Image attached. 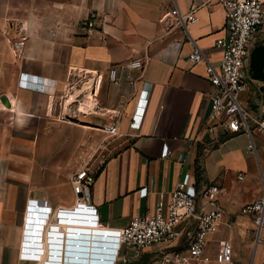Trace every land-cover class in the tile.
Wrapping results in <instances>:
<instances>
[{
	"label": "crops",
	"instance_id": "crops-1",
	"mask_svg": "<svg viewBox=\"0 0 264 264\" xmlns=\"http://www.w3.org/2000/svg\"><path fill=\"white\" fill-rule=\"evenodd\" d=\"M172 5L180 13L195 9L198 21L187 26L188 35L218 67L222 53L214 42L225 17L217 0H0V97L9 103L0 99V264H31L19 258V250L27 218L34 217L27 212L41 211L31 208L33 201L51 207L46 222H39L43 228H34L42 230L41 240L34 241L46 249L49 230L62 237L52 248L62 261L66 256V264L76 263L67 251L73 231L112 239L111 228L153 212L158 194L178 182L192 194L209 184L221 189L226 214L209 236L206 254L212 255L219 241L249 231L246 223L253 217L240 210L264 193V132L226 134L223 117L211 119L206 62L189 60L192 42L167 17ZM89 18L97 32L87 27ZM251 42L264 44V27ZM135 59L146 62L128 67ZM112 66L115 81L109 79ZM21 75L43 79L44 90L19 86ZM92 82L96 106L90 110L86 98ZM252 93L247 106L257 110L260 94ZM110 123L118 130L112 136L102 130ZM88 157L95 180L81 200L70 176ZM142 187L147 194L141 197ZM81 202L96 210V217L90 215L96 222L75 223L72 215L57 222L56 211L75 212ZM193 222L176 227L182 232L178 246L193 233ZM164 245L138 257L121 253L112 264H146ZM109 247H95L100 251L88 252L78 263L108 264ZM194 264L218 263L212 256Z\"/></svg>",
	"mask_w": 264,
	"mask_h": 264
},
{
	"label": "built area",
	"instance_id": "built-area-1",
	"mask_svg": "<svg viewBox=\"0 0 264 264\" xmlns=\"http://www.w3.org/2000/svg\"><path fill=\"white\" fill-rule=\"evenodd\" d=\"M212 1L206 0L207 3ZM217 1L224 7L225 17L223 33L214 42L215 48L222 53L218 67L212 66L207 61L202 50L188 35L187 26L198 21L195 9L187 13H180L177 6L172 5L167 17H170V25L182 28L192 42L193 47L188 55L189 60L192 62H206L207 78L213 89L211 93V119L216 120L222 116L220 123L226 134L245 132L252 136L253 132H264V81L259 85V87H263V90L260 91L258 87L260 104L257 110L251 109L247 105L243 106L239 95L248 88V82L245 79L247 76L250 78V53L254 47L251 41L253 35L264 27V0ZM167 17L164 16L161 20ZM86 24L91 32H97V28H93L92 18L87 19ZM24 30L21 29L19 32L21 38H25ZM145 62V59H135L128 63V67H143ZM244 71L247 73L246 76H244ZM116 76L117 69L112 66L109 69V79L115 81ZM250 80L253 81L251 78ZM42 82H44L43 79H38V77H32L31 80H28L27 76L21 75L18 84L21 87L43 91L45 85ZM94 90L95 84L92 82L86 98L87 108L90 110H93L96 106L93 96ZM102 130L109 136L118 132L115 123L104 125ZM248 148H254L253 141L248 144ZM167 153L168 149L165 146L162 154L166 155ZM89 163L90 157L81 158L77 168L70 176L72 190L78 196L81 194L79 196L81 200L89 196L91 186L95 180V171L90 168ZM220 191L218 185L209 184L203 186L197 193L192 194L186 191L183 183L178 182L170 192H160L153 212L132 217L123 228H111L114 231L111 236L114 238H107V243H109L111 249L108 264H112V260L121 253L130 252L133 257H138L147 248L155 247L156 251V248L162 243L165 245L157 250V255L146 264H194L200 261L205 255L209 236L218 228L226 214L225 208L219 202L218 195ZM146 194V187L139 189L141 197ZM42 202L43 204H39L37 201L30 202L33 203L31 204L32 209L41 211L27 212L29 215L32 213L34 217L27 218L30 223H26L19 258L29 261L31 264H66V256L62 261V256L56 255L60 251L52 248L54 247L53 241H62V237L61 239L53 237L54 232L49 230L45 239L46 249L40 241H34L35 238L37 240L42 238L40 235L35 234L36 231L42 234V230L39 232L34 228H43L44 224L39 222L45 223V217H48L51 211V207L46 206V201ZM79 205L85 207L82 214L90 219L92 216L96 217L94 208L86 206L82 202ZM240 212L253 217V223L259 234L264 229V193L254 201L245 204ZM74 213L63 210L56 211L57 222L66 220V218L61 217L62 215L73 216ZM38 215H41V217H38ZM189 220L195 221V223H192L195 229L192 234H189L186 244L178 246L177 242L182 232L176 227L180 223ZM91 221L96 222L92 219ZM28 227L30 229H27ZM31 227L34 228L31 229ZM53 228L56 227L51 226V229ZM30 231L33 234H29ZM29 237H33V239L29 240ZM57 246L59 247V245ZM215 260L218 264L232 263L233 249L228 240L219 241ZM74 264L81 263L76 262Z\"/></svg>",
	"mask_w": 264,
	"mask_h": 264
},
{
	"label": "water",
	"instance_id": "water-1",
	"mask_svg": "<svg viewBox=\"0 0 264 264\" xmlns=\"http://www.w3.org/2000/svg\"><path fill=\"white\" fill-rule=\"evenodd\" d=\"M249 72H250V78L253 81H257V82L264 81V44H257L252 48L250 53ZM259 90L262 91L263 87L260 86ZM0 99L4 104L9 105L7 98L4 95H2ZM80 195L81 194H79V196ZM37 203L43 204L42 201H38ZM84 208L85 207H83L82 205H79L76 207V209H74L75 213H77V214L74 213L72 216L73 217L72 219L75 220V223L77 222L80 224L81 222L83 223L86 220L87 221L91 220L89 217L82 214V212H84L85 210ZM32 228L34 227H31V229ZM29 234H33L32 231H30ZM35 234L37 235L38 232L36 231ZM89 234L90 233L87 231H79V230L72 232V238L70 244L67 247L68 248L67 251H69L70 260L74 262L83 261V259L86 256H88V252L95 253L100 251V250L97 251L95 247H99V248H103V246L107 247L108 245L106 241L107 238L90 237ZM32 239L33 237H29V240ZM35 240H37V238H35ZM100 241L103 242V244L100 243ZM104 241L106 242V244Z\"/></svg>",
	"mask_w": 264,
	"mask_h": 264
},
{
	"label": "rangeland",
	"instance_id": "rangeland-1",
	"mask_svg": "<svg viewBox=\"0 0 264 264\" xmlns=\"http://www.w3.org/2000/svg\"><path fill=\"white\" fill-rule=\"evenodd\" d=\"M246 74V71H244V76ZM245 80L248 82V88L239 95L243 106L247 105L248 101L253 98L252 91H258V87L261 84V82L251 81L249 76ZM246 228L249 229L248 232H245V234L241 233L237 239L231 241L232 243L229 241L232 245L233 252H235V257H233L231 264H264V231L263 234L261 232L258 234L252 221L246 223ZM216 250L217 246L214 248L212 255L205 253L203 260L211 258L212 256L215 258Z\"/></svg>",
	"mask_w": 264,
	"mask_h": 264
},
{
	"label": "bare ground",
	"instance_id": "bare-ground-1",
	"mask_svg": "<svg viewBox=\"0 0 264 264\" xmlns=\"http://www.w3.org/2000/svg\"><path fill=\"white\" fill-rule=\"evenodd\" d=\"M83 105V104H82Z\"/></svg>",
	"mask_w": 264,
	"mask_h": 264
}]
</instances>
